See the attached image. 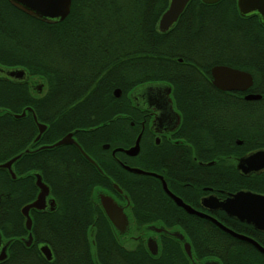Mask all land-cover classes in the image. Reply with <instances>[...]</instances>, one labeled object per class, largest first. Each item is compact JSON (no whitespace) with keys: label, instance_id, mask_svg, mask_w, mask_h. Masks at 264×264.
Listing matches in <instances>:
<instances>
[{"label":"trees","instance_id":"16d2710c","mask_svg":"<svg viewBox=\"0 0 264 264\" xmlns=\"http://www.w3.org/2000/svg\"><path fill=\"white\" fill-rule=\"evenodd\" d=\"M168 1L71 0L64 19L48 23L0 0V66L23 69L30 79L37 77L46 83L39 97L33 96L26 81L0 78V163L22 152L36 135L30 112L14 116L29 106L36 119L47 125L37 144L53 143L74 131L78 143L101 169L87 162L72 145L23 153L13 165L14 180L0 168V229L5 233L11 220L22 219L19 208L35 195L33 172L41 175L56 199V210L46 214L43 236L56 257L51 264H92L82 246L90 225L96 243L110 239L109 264H118L120 251L113 248V230L97 202L91 200L96 188H109V179L128 195L135 223L168 220L166 214L152 211V197L160 191L156 179L125 171L101 149L103 143L111 147L133 144L136 132L123 131L122 114L132 115L125 104L129 102L126 95L135 87L171 84L180 108L183 101L199 105L195 114L201 116L202 127H209L205 116H217L222 156L241 155L251 148L245 138L255 133L251 128H264V97L239 99L235 105L234 99L227 97L233 93L217 91L203 80L208 69L217 64L253 66L258 81L264 82V35L249 34L251 23L238 18L234 0L213 4L189 0L172 28L160 32L157 23ZM117 88L122 92L119 98L113 96ZM212 94H221V100L212 101ZM236 137L244 139L242 147L230 146ZM257 141L264 145L263 140ZM125 158L130 165L137 164L134 157ZM148 159L145 168L150 166ZM221 172L224 190L264 191V182L252 183L237 172L234 163L222 159ZM181 216L188 220L182 231L197 260L264 264V257L252 246L210 221L185 213ZM221 217L235 225L236 231H248L246 224ZM166 253L171 252L163 247L162 254ZM104 258L97 262L103 263ZM142 264L156 263L144 259Z\"/></svg>","mask_w":264,"mask_h":264},{"label":"flooded vegetation","instance_id":"af4514ba","mask_svg":"<svg viewBox=\"0 0 264 264\" xmlns=\"http://www.w3.org/2000/svg\"><path fill=\"white\" fill-rule=\"evenodd\" d=\"M234 2L238 18L251 23L249 34L264 35V22L262 20V16L257 11H252L249 14L242 15L237 7V0H234ZM235 55L238 56L237 54ZM178 60L181 61V58ZM216 65L217 64L213 66ZM213 66L208 69V73L203 79L204 82L217 91L233 93V95H229L227 97L233 98L235 105H237L236 101L239 99L257 101L264 97V82L258 81L259 76H257L256 69H254L253 66L232 67L223 65L248 73L251 79L250 85L244 90L225 91L216 88L212 83L213 77L211 75V68ZM8 69L14 68L0 66V78L8 81H26L29 90H33V96L37 95L40 97L44 93L42 84L36 85L31 82L26 73L25 77L24 75L21 77L23 79L15 80L13 78L5 77V72L8 71ZM196 72L200 74V72ZM133 90L134 89L126 95L127 102H129L125 104L131 108L132 115L126 113L122 114V119L124 120L122 122L123 131H131L133 129V131L136 132L133 144L128 147H111L109 143H103L101 145V149L107 151L110 158L125 171L127 170L123 168V165L138 168L142 171L161 176L170 193L179 198L184 204L190 206L199 213L210 215L224 226L239 234L250 237L264 248L263 231L257 230L252 224L240 222L227 216L222 210H211L201 205V200L208 196H213L216 199L223 200L230 193L235 192L224 190L222 186V159H224L227 164L234 163L236 168V163L240 157L251 151L264 149V145L259 144L257 141V139L264 141V128L256 127V130L255 127L251 128V130L255 133L245 137L248 140V144L251 145V148L244 151L241 155H232L227 153L225 156H222V154L219 153L222 149V135L220 133L222 128L220 127V129H218L217 125L219 124V121L217 116H205L204 120L207 122L206 125L209 127L206 128L200 126L201 123L199 121V117L201 116L195 114L197 113L196 111L199 105H196L193 102L183 101L182 108H180L172 93L171 84L165 85V83H162L152 87V90L141 87L138 89V92L136 91V94L132 95ZM121 93L122 92L120 90L119 96H115L114 94L113 96L115 98H119ZM247 95L259 97L257 99H246ZM211 96L215 98V100L212 101H216V98H219L220 100L222 98L221 94H212ZM22 111H24L25 114L30 112L32 119L33 116L36 119L31 107L27 106ZM212 113L211 111L208 112V114ZM36 121L45 125L44 130L39 136L40 138L45 132L47 125L37 119ZM35 126L37 128L36 122ZM91 129L92 128H89V130ZM68 133L72 134V139L77 143L78 147L74 144L64 145L74 146L80 155L87 162L91 163L80 152L81 150L86 156L94 161L95 164H91L101 171L95 159H93V157H91L90 154L78 143L74 136V131H70ZM36 135L33 137L29 145L24 148L22 151L23 153L26 149H28L29 153L44 149H51L46 146L52 145L65 136L63 135L53 143L37 144L39 138L34 140ZM136 139H138V150L136 154L127 155L124 150L132 147L135 144ZM232 143L233 144L230 143V146L235 145L237 147H242L244 145V139L236 137ZM105 145H107L106 148L104 147ZM125 156L134 157L137 160V164L133 163L134 165H130L127 163ZM147 159L150 161L148 164L150 165L149 168L144 167V163L147 162ZM216 163L219 164L218 167H211L215 166ZM35 174H38L41 178L39 173L33 172L32 175L34 177L36 192L31 200L27 201L19 208L22 219L15 222L11 220V215H8V218L11 220L5 227L9 228L8 232L5 233L0 229V264H51L56 258L51 245L43 239V236L45 235L44 229L46 214L56 210L57 201L51 195L48 185L43 182L42 178L41 181L48 187V195L45 197V204L41 209L30 208L28 210V218L30 219L29 228L26 227V216L22 213V208L33 202L38 194V188L35 184ZM138 175L150 176L156 179L158 185L160 186V191L157 190L156 195L152 197L154 206L153 209H151L158 215L166 214L168 220L166 222L163 220H156L146 224L135 223L131 213V201L128 195L116 183H112L109 179V188H96L91 195V200L97 202L98 206L102 209L103 214L110 224L115 236L111 240L115 244L113 248L114 250L120 251L118 254V261H115V259L114 261L118 262V264H142L144 259H147L148 261L152 260L156 264H164V261H166V264H205L207 261H211L205 259L197 260V258L192 255L191 243L187 235L182 231V229L186 227L185 224H188V220L181 215L183 213L189 215L194 214L187 213L182 206L177 205L176 202L168 194H166L162 188L161 180L157 176L150 174ZM244 177H248L252 183H263L264 170L260 173L252 172ZM15 178L16 175L14 178L11 177L13 180ZM248 190L264 195V191H256L252 189ZM100 194L108 195L118 206L122 208V211L127 219V226L123 233H119L108 220L100 203ZM50 202L52 203L51 205L49 204ZM221 214L236 223L246 224L248 231L243 233L236 231L235 225L231 226L230 224H227L228 222L221 217ZM194 216L199 217L197 215ZM2 229L4 228L2 227ZM131 231H135V234H132ZM93 233L94 226L90 225L88 232L86 231L87 237L84 238L85 240H83L82 244L84 251L86 254L90 255V258H92L90 261L92 264H100L97 262V259H103V255L105 256L104 259L106 262L103 260L104 262L101 264H109V261L111 260L109 253L111 250L109 247L111 243L110 239H100L99 242L97 240L96 243L92 238ZM185 244H188L190 247V255H188L185 250ZM249 245L252 246L251 244ZM163 247L171 253L162 254ZM43 248L49 252L50 258H47L46 254L43 252ZM253 248L256 250L255 247ZM256 251L262 255L258 250ZM212 261L219 262L214 258Z\"/></svg>","mask_w":264,"mask_h":264},{"label":"water","instance_id":"95a60500","mask_svg":"<svg viewBox=\"0 0 264 264\" xmlns=\"http://www.w3.org/2000/svg\"><path fill=\"white\" fill-rule=\"evenodd\" d=\"M12 6L18 10L26 13L27 15L39 19L44 22H55L63 20L69 13L71 0H7ZM189 0H169L166 10L160 16L157 27L160 32H166L172 28V26L177 21L178 17L182 13L186 4ZM206 4H213L220 0H201ZM237 7L240 14L245 15L249 14L252 11H257L261 16L264 22V0H237ZM1 73V71H0ZM7 78L13 79H23L25 77V71L20 68L8 69L5 72ZM211 75L213 77V85L220 90H244L250 83L251 79L248 73L239 71L237 69L216 65L211 68ZM2 76V75H1ZM162 83H147L140 86H137L132 91V95L138 92V89L144 87V89H151ZM164 85V84H163ZM167 85V84H165ZM168 92V90H167ZM115 96H119L120 89H115L113 91ZM259 96L247 95L246 99H257ZM25 114L24 111L20 114H15L16 118L22 117ZM34 121L36 122L38 133L34 140H37L45 128V125L36 121L33 116ZM64 144H74L77 146V143L72 139V134L68 133L52 145L46 147L52 148L58 145ZM78 147V146H77ZM105 148L107 145L104 146ZM80 150V148H79ZM138 150V139H136L135 144L124 150L127 155H134ZM28 149L24 151L27 153ZM80 152L88 159L92 164H95L88 156H86L81 150ZM23 154L19 153L7 161L0 163V168L6 169L12 178L15 177L13 171V163L20 158ZM127 171L136 173V174H150L157 176L161 180L162 188L168 194L177 205L182 206L183 209L190 214L197 215L199 217L205 218L206 220L212 222L216 227L230 235L231 237L238 239L240 241L251 244L264 256V248L260 246L256 241L250 237L239 234L228 227L224 226L222 223L211 217L210 215L199 213L190 206L184 204L179 198L175 197L167 189L165 182L162 177L153 173L142 171L138 168L124 166ZM236 170L242 176H247L252 172L260 173L264 170V149H257L246 153L244 156L240 157L236 163ZM35 184L38 188V194L33 202L24 206L22 208V213L26 216V227L29 228L30 219L28 218V210L30 208L41 209L45 204V197L48 195V187L41 181V178L38 174H35ZM100 203L101 206L113 227L119 232L123 233L127 226V219L125 214L122 211V208L118 206L111 197L105 194H100ZM52 204L51 202L49 203ZM201 205L205 208L211 210H222L227 216L236 219L240 222L247 224H252L257 230L264 232V195L255 193L248 189H239L234 193H230L225 199L219 200L213 196H208L201 200ZM185 250L188 255H190V247L188 244H185ZM43 252L46 254L47 258H50L49 252L43 248ZM154 252V251H153ZM48 253V254H47ZM205 264H218L216 261H207Z\"/></svg>","mask_w":264,"mask_h":264},{"label":"rangeland","instance_id":"374dc122","mask_svg":"<svg viewBox=\"0 0 264 264\" xmlns=\"http://www.w3.org/2000/svg\"><path fill=\"white\" fill-rule=\"evenodd\" d=\"M236 37H238V35L235 36V40H236V42H238V39H237ZM238 43H239V42H238ZM30 81L33 82V83L36 84V85H38V84H42V86H43V92H45V90H46V83H45L44 80L39 79V78H37V77H34V78H31ZM30 90H31V89H30ZM31 93H33V90H31ZM34 96H37V95H34ZM131 233H132V234H135V231H131Z\"/></svg>","mask_w":264,"mask_h":264}]
</instances>
